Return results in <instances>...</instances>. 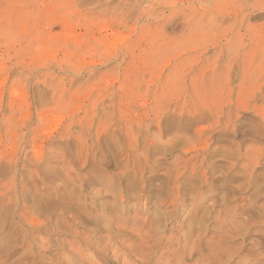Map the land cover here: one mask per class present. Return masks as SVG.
<instances>
[{"label":"rangeland","instance_id":"374dc122","mask_svg":"<svg viewBox=\"0 0 264 264\" xmlns=\"http://www.w3.org/2000/svg\"><path fill=\"white\" fill-rule=\"evenodd\" d=\"M0 264H264V0H0Z\"/></svg>","mask_w":264,"mask_h":264},{"label":"bare ground","instance_id":"6f19581e","mask_svg":"<svg viewBox=\"0 0 264 264\" xmlns=\"http://www.w3.org/2000/svg\"><path fill=\"white\" fill-rule=\"evenodd\" d=\"M8 2H9V1H8ZM7 8H8V7H7ZM19 14H20V13H19ZM165 81H166V80H165ZM169 81H170V80H169ZM169 81H166V82L164 83L166 87H168V85L170 84ZM160 104H161V101H158V99H157V100L155 101V105L152 106V110H153V118H154V119H157V117H158L157 112H156L155 109H156V107H157L158 105H160ZM196 155H197V154H193V155L191 154L190 157L193 158V157L196 156ZM201 158H202V157H201ZM135 200H136V199H135ZM134 203H135V202H134ZM171 205H172V204H171ZM175 205H176V204H175ZM173 210H174V209H173ZM170 212H172L171 214H172V216H173V214H174L173 211L170 210ZM168 215H169V214H168ZM166 216H167V215H166ZM168 218H169V217H168Z\"/></svg>","mask_w":264,"mask_h":264}]
</instances>
